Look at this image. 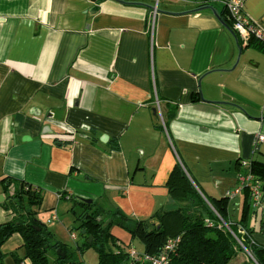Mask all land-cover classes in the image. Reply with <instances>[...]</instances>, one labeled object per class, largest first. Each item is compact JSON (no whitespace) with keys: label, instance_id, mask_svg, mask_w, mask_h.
<instances>
[{"label":"crops","instance_id":"obj_1","mask_svg":"<svg viewBox=\"0 0 264 264\" xmlns=\"http://www.w3.org/2000/svg\"><path fill=\"white\" fill-rule=\"evenodd\" d=\"M154 1L215 8L241 46L218 98L261 118L201 99L198 79L235 54L212 12L153 16L117 0H0V223L14 217L3 204L16 187L7 177L40 188L36 216L63 242L78 239L71 209L79 200L92 199L105 223L116 211L148 219L198 198L173 174L178 164L203 197L220 198L239 184L246 161L264 160V47L235 33L222 0ZM244 12L264 29V0H246ZM226 211L264 244L250 191L229 199ZM23 243L14 233L3 244L5 264H30L14 258L24 256ZM239 258L247 260L244 250Z\"/></svg>","mask_w":264,"mask_h":264},{"label":"trees","instance_id":"obj_2","mask_svg":"<svg viewBox=\"0 0 264 264\" xmlns=\"http://www.w3.org/2000/svg\"><path fill=\"white\" fill-rule=\"evenodd\" d=\"M224 18L231 25L227 11ZM254 40L260 48L264 47V43L255 37H251L248 44ZM247 163L244 174L252 173L264 182V160L254 158ZM173 174L182 175L193 187L198 198L194 202L190 198L185 199V202L192 203L176 209L158 210L148 219L136 220L116 211L105 223L104 219L100 218V210L93 207L94 203L79 200L78 207L73 205L71 210L75 215L76 229H80V233L81 230L85 231L81 234L85 241L81 246L77 245L76 250L81 253L83 247L94 246L99 254L98 264H151L143 259L135 261L129 250L134 249L144 259L147 255L158 257L169 237L180 236L177 248L169 254V264H236L240 259V250H244L247 257V260L240 264H264V244L254 239V231L245 224L241 230L227 217L228 195L220 198L206 195L203 197L192 185L180 164L175 167ZM3 181L6 186L15 184L16 187L3 203L14 217L10 221L0 223V264H5L2 246L14 233L22 235L25 251L23 257H19L17 253L13 254L17 263L25 258L30 260V264L79 263L76 251H71L68 245L56 239L50 228L37 218L36 207L42 200L40 188L31 187L24 181L9 177ZM244 189L249 191L248 187ZM208 202L220 214L221 219L230 224L231 230L223 225ZM208 218L215 221V226L207 223ZM114 225L124 228L134 238L138 237L144 245V250H137L133 246L114 249L112 243H116L117 237L112 232ZM90 235L93 238L88 242ZM58 249L66 253L65 257L56 252ZM50 251L55 252L54 258L49 255Z\"/></svg>","mask_w":264,"mask_h":264},{"label":"built area","instance_id":"obj_3","mask_svg":"<svg viewBox=\"0 0 264 264\" xmlns=\"http://www.w3.org/2000/svg\"><path fill=\"white\" fill-rule=\"evenodd\" d=\"M222 1L226 7L228 17L231 21V27L235 31V33H237L247 41L251 37H255L256 39L264 43L263 27L244 12L246 0ZM156 12L157 10H153V16L156 15ZM153 29L154 22L152 23V30ZM258 138L262 141L264 140V135L259 134ZM245 164L248 165L247 161L245 162ZM244 187L249 188L252 205L254 208L260 209L262 211L264 218V182L256 178V176L252 173L241 174L239 176V184L227 193L229 199H232L238 192L243 190ZM213 211L216 216H218L219 220L222 221L223 225L230 229V224L222 220L221 216L215 209ZM207 223L210 226H215V221L213 219L208 218ZM72 237H76L75 233H72ZM179 240L180 236L169 237L163 246L162 252L158 257L147 255L144 259L134 249L131 248L129 251L135 261H140V259H143L145 261L151 262V264H169V254L170 252L174 251L175 248H177ZM133 264H136V262H134Z\"/></svg>","mask_w":264,"mask_h":264},{"label":"water","instance_id":"obj_4","mask_svg":"<svg viewBox=\"0 0 264 264\" xmlns=\"http://www.w3.org/2000/svg\"><path fill=\"white\" fill-rule=\"evenodd\" d=\"M125 5H136V6H144L148 7L149 9H154L160 12L170 13V14H183V13H191V12H198V11H209L216 15V17L220 20V22L223 24L227 32L229 33L234 46H235V54L232 60L218 68L212 69L206 73H204L199 79H198V85L199 90L201 94V99L208 102H214L218 104H222L227 108L232 109H240L244 113L248 114L249 116L255 117V118H261V112L253 109L251 107L241 105L238 103H233L225 100H220L218 98V89L219 86L226 76V74L233 70L236 64L239 61L240 54H241V46H239V42L236 38V35L234 32L228 27V25L222 20L221 16L218 15L215 8H213L210 5L202 6V7H184V6H174V5H166L163 3L156 2L154 0H117ZM99 6L95 5L93 10H98ZM0 200H4L3 195H0ZM86 202H92V199H83ZM85 231L81 230V234H84ZM93 236L90 235L88 238V242H91ZM58 253H62V257H65L66 253L62 252L61 249L57 250Z\"/></svg>","mask_w":264,"mask_h":264},{"label":"rangeland","instance_id":"obj_5","mask_svg":"<svg viewBox=\"0 0 264 264\" xmlns=\"http://www.w3.org/2000/svg\"><path fill=\"white\" fill-rule=\"evenodd\" d=\"M113 231L115 233L116 237V243H112V247L114 249H118L119 247L121 248H127L128 246H133L137 250H143L144 245L140 241V239L137 237H133L127 230L124 228L114 225L113 226ZM75 232L77 234L78 239H62L63 242H66L65 244L68 245L71 251H76L77 253V258L80 264H98L99 261V254L97 249L94 246H88V247H83L81 253L76 250L77 245L81 246L83 242L85 241V238H83L80 235V229H75ZM59 240V239H58ZM57 252V251H56ZM52 253H55L52 251ZM52 257H55V254H53ZM77 263V264H79Z\"/></svg>","mask_w":264,"mask_h":264}]
</instances>
